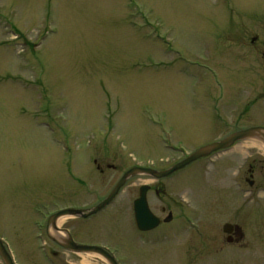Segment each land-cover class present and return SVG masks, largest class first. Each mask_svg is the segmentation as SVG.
Returning a JSON list of instances; mask_svg holds the SVG:
<instances>
[{
    "label": "rangeland",
    "instance_id": "rangeland-1",
    "mask_svg": "<svg viewBox=\"0 0 264 264\" xmlns=\"http://www.w3.org/2000/svg\"><path fill=\"white\" fill-rule=\"evenodd\" d=\"M253 37L264 41V0H0V238L15 264H108L54 245L45 214L94 207L129 167H170L235 127L264 125V101L254 105L264 59ZM240 147L166 182L209 242L241 216L240 253L225 246L204 256L207 235L196 230L139 236L131 200L138 185L154 184L147 175L92 218L58 226L107 246L119 264H264V193H246L244 182L251 155L262 179L264 147ZM151 204L164 217L165 202Z\"/></svg>",
    "mask_w": 264,
    "mask_h": 264
},
{
    "label": "flooded vegetation",
    "instance_id": "flooded-vegetation-1",
    "mask_svg": "<svg viewBox=\"0 0 264 264\" xmlns=\"http://www.w3.org/2000/svg\"><path fill=\"white\" fill-rule=\"evenodd\" d=\"M258 37H253L251 39V44L252 45H256V48L258 51H261L262 52V59H264V51L262 49H264V41H261V42H258L257 41ZM262 91V90H260ZM259 90H256L255 91V97H254V100H255V103L254 105H256L257 103H259L260 101H264V93L263 92H260ZM225 97V95H224ZM238 104H236V107L233 108V111L232 113H235V112H238ZM261 118L264 119V115H261ZM219 119V122L220 123H226L228 124L229 122H227L225 119H229L230 122L231 121H234L233 120V116H219L218 117ZM253 127V126H252ZM254 127H264V125H256ZM248 128V127H247ZM242 128L240 127H235L232 131L230 132H226V135L223 136L222 138H218V139H215V140H212L206 144H209V143H212L214 141H218V140H221L239 130H241ZM263 147H264V144L261 140H259ZM242 142V141H241ZM241 142H236L235 144H233V146H231L230 148L226 149V150H223V151H219V152H215L213 154H211L210 156L208 157H205V158H202L200 160H203V159H211L213 157H220L221 155L223 154H227L228 152L230 151H234V150H237V148H241L240 147V144ZM186 157V155H185ZM251 162L248 164V177H244V182L245 184H247L248 186V190H246L245 192L249 193V194H255V195H258L259 192H263L264 193V173H262V179H255V175H256V168L257 165H256V162L257 160L259 161V158H255L253 157V155H251ZM199 160V161H200ZM261 162H264V160H261ZM96 163V160L94 161ZM261 163H259L260 165ZM102 167H97L98 170H100V172H103V169H101ZM109 168V167H108ZM132 167H129L127 170L131 169ZM147 168H153V169H156V170H167L169 169L170 167H147ZM189 167H184L176 172H174L173 174L167 176V177H164V178H159V179H155V178H152L154 180V184L152 186L150 185H147L148 188L146 190V199H147V203H148V206L150 208V210L153 212V214L155 216H157L160 220V224L158 225L157 228H155L154 230L152 231H149V232H141L139 230L136 229V233L139 235V236H144L146 234H149V233H152L154 231H156L157 229H163V231L166 232V235H165V232H164V236L167 237V230L169 231H177L179 232L178 230L179 229H183V231L180 233V236L183 234V233H188V231H195L196 230V234L197 236H201L203 239L205 238V235H207L205 233V231H202L201 230V226H199V221L198 219L196 218L195 216V213L193 211V208L190 207L188 205V201H180L178 198H177V194L176 193H179L180 190L178 191V189H174L172 186V184L175 182H169L168 184L166 182L167 179H173V177H176V175H178L179 173H182V172H185L188 170ZM238 171H236V173H234L233 175V181H234V185L236 187V191L238 193H240L241 191V183H242V177H241V170H240V167H238ZM137 176H144V175H136V176H133L131 178H129L125 184L128 185V183H130V181L134 178V177H137ZM174 180V179H173ZM258 180H261V181H258ZM172 181V180H171ZM145 184H140L138 185V195L133 197L132 200H131V213L134 217V202L135 200L140 196V188L141 186H143ZM124 186V187H125ZM150 192H153L154 196H149V193ZM173 195V197H169V194ZM174 193V194H173ZM237 193V194H238ZM166 196H168L169 198H166ZM151 197V198H150ZM157 197V198H156ZM160 199V200H163L165 202V206H162L160 207V212H162L164 214V217H161L159 214L156 215L154 211V208L152 207V204H151V199ZM60 211V208L58 209H54L52 211H48L46 214H45V217L48 219L49 216L53 215L54 213ZM241 217V216H240ZM240 217L238 218V221H226L223 223L222 225V228L221 230L219 231V236H215V240L213 242H209V237L207 235V238H205L206 240H203L201 237V240L204 241V246H202V249H201V252L204 256L206 257H210L211 254H213L212 251H214L216 254H219V253H224L225 251V246L227 247H231L233 249V251L237 254V252H239L242 248V241L244 240V232L242 230V227H241V224H240ZM92 217H89V218H86L85 220L87 219H90ZM47 219H46V225H45V234H46V237L49 239V241H51L54 245H56L58 248H61V249H65L64 248V238L65 236L64 235H61L62 233L59 231H54L52 230L51 228H48L47 227ZM133 222H134V219H133ZM135 225V224H134ZM181 228H177V227H180ZM185 226V227H184ZM168 227V228H167ZM50 230L53 231V234L50 233ZM72 236V235H71ZM73 241L75 243H78V244H86V245H91V244H88V243H83V242H79L75 239V237H73ZM225 241V244H217L216 245H213L211 243H214L215 241ZM106 249H109L107 246H104V245H100ZM210 247H214V248H211ZM216 248V249H215ZM66 250V249H65ZM214 253V256L215 257H218V255H216ZM240 253V252H239ZM57 255V253H53V256L55 257Z\"/></svg>",
    "mask_w": 264,
    "mask_h": 264
},
{
    "label": "water",
    "instance_id": "water-1",
    "mask_svg": "<svg viewBox=\"0 0 264 264\" xmlns=\"http://www.w3.org/2000/svg\"><path fill=\"white\" fill-rule=\"evenodd\" d=\"M254 138L260 139L264 144V128L252 127V128L237 131L220 141H217V142H214V143H211V144H208V145H205L199 148L194 153L189 155L187 158L172 165L171 168L165 171H157L154 169L142 168L138 166L133 167L129 169L127 172H125L120 177V179L115 183L114 187L111 189L109 194L102 201H100L97 205H95L93 208L88 209V210L74 209V208L63 209L53 214L48 219L47 227L51 228L54 231H58V232L61 231L65 233L66 235V237L64 238V241H65L64 248L65 249L72 251V252L97 254L103 257L108 262V264H118L115 258L101 247L76 244L66 229L60 230L57 227V221L65 217L88 218L92 215L99 213L101 210H103L105 207H107L109 204L112 203V201L116 198V196L119 194L121 189L124 187L127 180L133 176L147 175L155 179L164 178L188 166L189 164L197 161L198 159L207 157L216 151L227 149L238 141L254 139ZM147 188H148L147 186L141 187L140 197L135 201V204H134L135 224H136V227L140 231L153 230L160 223L159 219L155 215H153V213L150 211L148 207L146 197H145ZM0 257L2 261L4 262V264H15L6 246L4 245L1 239H0Z\"/></svg>",
    "mask_w": 264,
    "mask_h": 264
}]
</instances>
